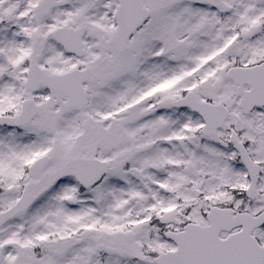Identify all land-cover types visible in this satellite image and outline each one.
Returning a JSON list of instances; mask_svg holds the SVG:
<instances>
[{
    "label": "snow or ice",
    "instance_id": "obj_1",
    "mask_svg": "<svg viewBox=\"0 0 264 264\" xmlns=\"http://www.w3.org/2000/svg\"><path fill=\"white\" fill-rule=\"evenodd\" d=\"M0 264H264V0H0Z\"/></svg>",
    "mask_w": 264,
    "mask_h": 264
}]
</instances>
